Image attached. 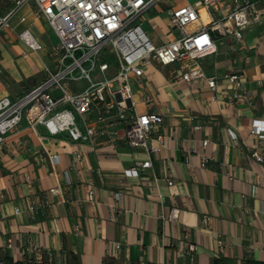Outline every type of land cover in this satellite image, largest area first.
<instances>
[{
  "label": "crops",
  "instance_id": "0c3cea01",
  "mask_svg": "<svg viewBox=\"0 0 264 264\" xmlns=\"http://www.w3.org/2000/svg\"><path fill=\"white\" fill-rule=\"evenodd\" d=\"M10 4L0 5V17ZM166 8L153 7L146 18L149 9L141 21L157 44L173 38ZM36 10L29 1L0 26V98L21 96L54 62L58 37ZM26 28L41 49L21 39ZM216 44L217 51L198 60L217 77L214 91L203 80H173L177 64L149 66L135 84L138 111L165 118L167 143L157 153L101 136L94 144L49 136L26 118L9 131L0 145V259L23 264L35 256L33 244L44 264L264 263V160L250 156L257 139L252 123L264 119V19L245 27L241 41L227 35ZM233 73L242 75L238 100L227 80ZM148 159L152 166L126 173ZM55 187L60 192L50 191ZM173 208L180 210L176 219L169 217ZM181 241L196 247L192 258L178 250Z\"/></svg>",
  "mask_w": 264,
  "mask_h": 264
},
{
  "label": "built area",
  "instance_id": "2783aa9c",
  "mask_svg": "<svg viewBox=\"0 0 264 264\" xmlns=\"http://www.w3.org/2000/svg\"><path fill=\"white\" fill-rule=\"evenodd\" d=\"M29 1L35 3L36 15L43 17L58 37L52 49L54 62L46 67L44 78L21 96L0 98V145L26 118L32 130L41 125L49 136L64 133L71 141L89 144L101 136L106 143L122 141L132 150L157 153L167 143L165 118L157 112L140 113L135 98V84L145 69L154 64H177L173 80H203L214 91L217 77L206 75L198 60L217 51L219 37L233 35L241 41L245 27L264 19V0L262 6L250 0H194L182 5H175V0H13L12 9L0 17V26H7L9 16ZM160 5L167 6L164 12L173 38L157 44L136 20ZM20 37L31 50L41 49L30 29H24ZM241 77L233 73L227 78L235 87L234 100L241 98ZM199 128L198 124L193 126ZM228 133L236 139L233 130L228 129ZM251 133L257 139L250 156L262 162L263 118L253 121ZM207 144L208 140H203V146ZM80 157L75 153L76 159ZM150 166L151 159L137 161L126 173L136 175L140 168ZM168 184L172 186L174 181L169 179ZM50 191L58 193L60 189ZM88 197L93 198L92 190ZM179 214L180 210L173 208L169 217L176 219ZM177 248L190 253L191 258L196 250L184 241ZM30 252L35 256L28 255L23 264L42 262L37 246L32 244ZM0 264L6 262L0 259Z\"/></svg>",
  "mask_w": 264,
  "mask_h": 264
},
{
  "label": "rangeland",
  "instance_id": "374dc122",
  "mask_svg": "<svg viewBox=\"0 0 264 264\" xmlns=\"http://www.w3.org/2000/svg\"><path fill=\"white\" fill-rule=\"evenodd\" d=\"M11 1L13 2V0H11ZM11 1L10 0H0V5H2L4 3V4L8 5V6H11V4H10ZM153 15H154V11H153V8H152V10H149L146 13V18L149 17V16H153ZM142 20H143V18H140V19L136 20V22H141ZM143 26H144L145 29H147L148 28L147 27V22H145L143 24Z\"/></svg>",
  "mask_w": 264,
  "mask_h": 264
},
{
  "label": "trees",
  "instance_id": "16d2710c",
  "mask_svg": "<svg viewBox=\"0 0 264 264\" xmlns=\"http://www.w3.org/2000/svg\"><path fill=\"white\" fill-rule=\"evenodd\" d=\"M35 264H44L43 262H37ZM252 264H264V263H260V262H253Z\"/></svg>",
  "mask_w": 264,
  "mask_h": 264
}]
</instances>
